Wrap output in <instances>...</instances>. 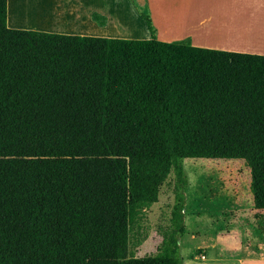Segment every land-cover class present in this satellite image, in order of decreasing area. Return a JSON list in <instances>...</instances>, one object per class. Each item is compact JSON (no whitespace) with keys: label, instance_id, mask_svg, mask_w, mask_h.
Segmentation results:
<instances>
[{"label":"trees","instance_id":"1","mask_svg":"<svg viewBox=\"0 0 264 264\" xmlns=\"http://www.w3.org/2000/svg\"><path fill=\"white\" fill-rule=\"evenodd\" d=\"M140 16L146 40L51 34L8 28L0 0V264H184L185 159L245 161L264 209V56L161 41ZM171 173L169 227L134 257Z\"/></svg>","mask_w":264,"mask_h":264},{"label":"crops","instance_id":"2","mask_svg":"<svg viewBox=\"0 0 264 264\" xmlns=\"http://www.w3.org/2000/svg\"><path fill=\"white\" fill-rule=\"evenodd\" d=\"M18 1L20 3H17ZM111 1L12 0L11 3V0H7L6 23L10 29L107 38L111 35L104 32L112 18L119 17L121 21L127 19L126 14ZM94 12L106 17L105 26L100 27L91 20ZM162 14L161 20L165 26L160 23L157 14L152 10V19L158 29L156 36L161 41L189 39L191 45L198 48L264 56V0H172L171 8L166 7ZM246 32L252 33L250 43H245V40L241 38V35ZM240 161L245 164V161ZM246 167L248 168L247 165ZM232 205L234 216L231 220L233 221L227 220L225 227L229 222H231V227L236 225V220H245L247 224L244 225L252 229L254 226L252 216L258 218L259 220L256 221L258 223L257 235L250 233L249 236H260L258 247H254L260 255L243 256L241 253L243 248L253 249L255 243L244 241L248 238V234L246 232L247 235L242 234V231L236 227L229 230L223 227L210 232L197 230L192 225L188 227V212L187 207L184 206L182 239L186 236L193 238L207 235L210 247L213 249L212 256H210L206 255L205 250L202 254L197 252L200 247L197 248L192 255L184 256V264H249L251 262L264 264V228L262 227L264 209L254 208L252 193L248 206L243 205V202ZM192 229L196 230L199 235L193 234ZM234 241L236 244L233 243ZM181 244L180 240V249Z\"/></svg>","mask_w":264,"mask_h":264},{"label":"rangeland","instance_id":"3","mask_svg":"<svg viewBox=\"0 0 264 264\" xmlns=\"http://www.w3.org/2000/svg\"><path fill=\"white\" fill-rule=\"evenodd\" d=\"M113 2L127 16V19L122 21L119 17L112 18L106 32H104L107 35H111L107 38L115 39H149L150 34L140 15L148 14L152 19V10H154L160 23L165 26L161 20L163 18L162 12H165L166 7L171 8L172 6V0H113ZM17 3L20 2L18 1ZM153 25L157 33L158 29L154 22ZM241 38L245 40V43H250L252 41L250 40L252 39V33H243ZM182 164L187 178L184 205L187 207L188 212V227L192 225L197 230L205 232L223 227L226 230L236 227L242 231V234L245 232L248 234L245 233L248 237L247 239H245L246 235L245 237L243 236L245 240L242 237L244 241H254L255 243L251 242L253 249L251 247L243 248L241 251L243 256L248 254H253L255 257L259 256L260 253L254 250L258 247V240H260V236H256V231H258V223L256 221L259 219L252 216L254 222L252 229L245 226L247 224L245 220H236V225L231 227V222H229L233 221L231 219L234 216L232 215L234 213L232 204L243 202V205L248 206L250 200V172L246 165L240 160L206 159H185ZM173 204L174 178L171 173L160 187L157 202L141 213L137 224L129 232L130 255L144 257L154 255L157 252L162 242L163 234L169 227ZM227 220H229V224L225 227ZM262 227L264 228V224ZM192 232L195 235L197 233L194 229H192ZM250 233H255L256 235L249 236ZM207 237L206 235L205 237L189 238L186 236L183 239L182 237L180 238L182 243L180 254L183 258V263L184 256L192 255L199 247L197 252L202 254L203 250H205L206 255L212 256L213 249H211V244H209ZM233 243L236 244L235 241ZM249 264L259 263L251 262Z\"/></svg>","mask_w":264,"mask_h":264}]
</instances>
